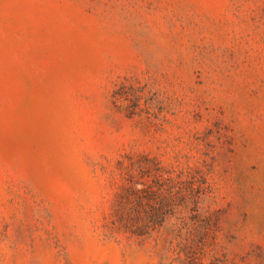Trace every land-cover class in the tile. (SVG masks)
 <instances>
[{
	"label": "rangeland",
	"instance_id": "obj_1",
	"mask_svg": "<svg viewBox=\"0 0 264 264\" xmlns=\"http://www.w3.org/2000/svg\"><path fill=\"white\" fill-rule=\"evenodd\" d=\"M0 264H264V0H0Z\"/></svg>",
	"mask_w": 264,
	"mask_h": 264
}]
</instances>
